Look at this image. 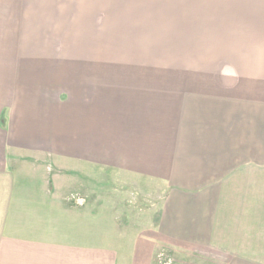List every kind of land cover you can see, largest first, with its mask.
<instances>
[{
    "label": "crops",
    "instance_id": "1",
    "mask_svg": "<svg viewBox=\"0 0 264 264\" xmlns=\"http://www.w3.org/2000/svg\"><path fill=\"white\" fill-rule=\"evenodd\" d=\"M10 2H18L23 17L49 10L56 19L62 11L76 22L78 15L91 18L101 25L102 41L125 43L129 52L117 55L152 49L158 40L198 42L214 58L200 70L244 80L228 81L238 83L237 91L222 89L221 80L211 85L171 77L127 85L118 101L133 116L132 127L117 128L116 136L103 129L96 147L90 123L84 131L61 127L71 111L61 94L21 98L9 115L8 142L27 156L0 158V264H152L158 246L166 251L161 264H264V0ZM52 56L54 64H45L35 52L34 64L19 71L48 73L43 81L60 83L76 104V71L60 64L58 48ZM184 67L162 72H189ZM79 133H86L85 144ZM95 168L162 188L150 209L141 196L130 197L135 205L124 211L133 207V216L151 219L136 220L138 238L127 249L104 229L95 237ZM102 185L105 190L110 181Z\"/></svg>",
    "mask_w": 264,
    "mask_h": 264
},
{
    "label": "rangeland",
    "instance_id": "2",
    "mask_svg": "<svg viewBox=\"0 0 264 264\" xmlns=\"http://www.w3.org/2000/svg\"><path fill=\"white\" fill-rule=\"evenodd\" d=\"M10 1L0 0V112L2 111V119L0 120V158L5 161H9L10 154L17 157L27 156L24 152L21 153L22 150L10 148L11 144L8 142L9 115L12 116V109L19 105L21 98L26 100L49 99L53 98V95L61 94L62 103L65 104L63 106L71 110L67 115L63 114L64 118L59 122L61 127L66 129L77 126V131H84L90 123L93 126L94 136L92 137L96 147L101 146L103 143V129L106 132H113L116 136L117 128L124 130V127L132 123L133 116H129L127 114L128 110L118 101L120 100L119 93H123L127 85L134 86L137 84L136 82L155 79L169 80V77H171L172 80H198V82L211 85L217 84L216 80H221L224 83L226 82L222 89L237 91L239 89L238 83L230 85L228 81L244 80V78L237 77V74L200 70L199 66L202 64L214 63V58L207 54L210 50L199 48L198 42L183 43L180 41L158 40L157 43L153 42L151 44L152 49H150L148 43L149 46L146 48L130 49V52L137 53L135 55H117L118 53L129 52L124 50L125 43L102 41L101 25L94 26L91 18L86 19L78 15V21L76 22L71 18L72 16L68 15V11H62L60 12V19H56L49 10H45V12L48 11V13H45L47 15L43 14L44 11L42 14H35L36 18L29 15L33 13L23 17V8L16 7L18 2L15 4ZM71 21L75 24L69 23ZM24 22L28 23L24 24ZM97 27H99L98 30L94 31ZM158 36L164 35L159 34ZM183 44H186V47ZM192 44L195 45L191 46ZM57 48L64 56H61L62 61L60 64L72 67L77 72L74 74L78 77V85L73 84L71 86H76L77 92L73 91L77 93L79 98V101L76 98V104L73 94L71 101H67L68 95L64 92L63 87H60V83L51 81L52 78L46 82L43 81L48 73L36 72L31 76L32 73L24 72L23 69L19 71L20 65L34 64L36 57H32V55L35 52L43 54V57H41L43 63L54 64L57 57L52 56V53ZM105 49H108V52H105ZM46 54H49V56L47 57ZM134 66L141 68V70L130 73L124 71L126 67ZM173 66L175 69H177V66L188 67L189 72H162ZM91 68L94 71H90ZM190 68H194L195 72H191ZM11 70L13 76L7 83L12 85L11 88H8L5 79L10 77L8 72H11ZM153 70L160 72H154ZM45 74L46 76H44ZM50 76L53 77V74H50ZM28 84H34V87L30 90ZM22 85L27 86L23 89ZM61 86H64V82ZM91 86L93 88L92 95L88 94ZM17 91L21 92L18 93ZM220 91L222 92V90ZM86 94L90 95L93 100L91 103H87L89 99H87ZM14 103L16 104L14 105ZM86 107L88 110L85 109ZM129 110H132V108ZM91 114L92 119L90 120ZM130 126L132 127V125ZM79 135H82V143L85 144L86 133H79ZM108 141L109 139H107ZM93 177L95 196H93L92 204L95 219V237L100 235L101 230L104 229L105 234H108L107 236L111 240L115 238L114 244L127 249L131 238H133V241L138 238L137 230L140 227L134 225L139 223L136 220L146 222L151 219L148 214L138 217L133 216V207H129L130 213L124 211L125 208H128L129 203L131 206L135 205L134 202L136 201L130 197L134 195L141 196V203L146 206L144 208L150 209V204H153L156 197L160 196L162 188L158 184L144 179L137 181L129 176L122 177L111 170L103 171L95 168ZM107 180L110 181V186L109 188L105 186L104 190L102 183ZM134 181H137V183ZM105 192L110 193L111 196H102ZM106 215H109V219H106ZM107 220L110 225L103 226L102 224H106ZM98 243L101 244V242ZM165 255V249L158 246L153 254L152 264L163 263Z\"/></svg>",
    "mask_w": 264,
    "mask_h": 264
},
{
    "label": "built area",
    "instance_id": "3",
    "mask_svg": "<svg viewBox=\"0 0 264 264\" xmlns=\"http://www.w3.org/2000/svg\"><path fill=\"white\" fill-rule=\"evenodd\" d=\"M162 263V262H161ZM164 263V262H163Z\"/></svg>",
    "mask_w": 264,
    "mask_h": 264
}]
</instances>
